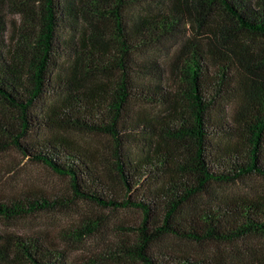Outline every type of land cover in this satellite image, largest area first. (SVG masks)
Returning <instances> with one entry per match:
<instances>
[{"label":"trees","instance_id":"obj_1","mask_svg":"<svg viewBox=\"0 0 264 264\" xmlns=\"http://www.w3.org/2000/svg\"><path fill=\"white\" fill-rule=\"evenodd\" d=\"M150 1L15 0L23 23L11 44L7 5L0 2V106L18 113L16 122L0 116V152L14 147L68 178L76 200L141 215L129 226L134 239L72 262L39 237L0 235V264H264L263 256L154 249L167 238L234 245L264 237V196L216 191L264 179V46L250 53L231 45L239 35L264 42V0H161V13L128 17L132 5ZM215 10L229 24L214 31L208 45L200 35ZM187 25L195 27L194 39L167 61L172 90L142 82L154 65L141 56ZM63 30L70 31L68 39ZM61 60L67 64L55 76ZM44 99L50 103L36 116ZM134 103L166 113L161 121L133 117ZM33 130L48 136L28 142ZM70 133L107 136L114 149L88 147ZM57 205L45 193L22 192L0 198V217ZM85 221L89 234L99 226Z\"/></svg>","mask_w":264,"mask_h":264},{"label":"rangeland","instance_id":"obj_2","mask_svg":"<svg viewBox=\"0 0 264 264\" xmlns=\"http://www.w3.org/2000/svg\"><path fill=\"white\" fill-rule=\"evenodd\" d=\"M4 1L7 8L4 9L5 19L7 22V44L12 43V36L17 34L19 27L23 23L22 15L18 12L17 7L13 4L15 0ZM19 0H16L18 2ZM163 1V0H162ZM172 3L175 0H164ZM254 7V5H253ZM161 0H153L140 5H132L128 10V17L132 20L138 15L158 14L164 10ZM229 21L222 14L214 11V17L208 23L209 26L203 30L200 35L205 44H210L214 38L213 32H219V29ZM196 29L194 26H183L181 31L172 37L164 39L155 45L150 51L141 56L142 60L151 61L154 65L148 76L141 81L145 84L159 86L163 92L172 90L174 75L173 71L167 64L176 56L186 40L194 39ZM63 39L70 36L69 30H63L61 33ZM239 48H248L259 50L264 46V42L259 39H253L245 35H239L235 42ZM55 69V76L59 70H63L65 61H58ZM115 78H107L110 86L113 85ZM50 100H42L35 110L36 116H41L46 111ZM228 114L232 112V104L223 107ZM133 117L138 114H145L150 119L162 120L166 109L161 106H147L140 103H134L132 107ZM5 115L6 119L14 121L17 119V112L7 111L0 106V116ZM2 118V117H0ZM16 122V121H14ZM12 123V122H11ZM14 124V123H13ZM48 136L47 132L33 130L28 138V142H36ZM70 136L91 148L114 149V143L107 136L95 135L89 133H70ZM27 142V141H26ZM216 191L224 196H264V179L253 177L236 184L219 186ZM22 192H42L51 197L58 199L57 209L50 212H38L23 217L7 219L0 217V235L7 238L13 235H32L45 241L52 242L55 247L64 251L65 257L69 262L82 260L86 257H92L110 250V246L115 248L120 240H132L135 235L131 233L129 226H132L141 220V215L135 210H109L101 209L87 202L76 200L73 197L69 179L62 177L41 163L31 161L21 154L14 147L0 152V198L8 199L12 195H18ZM85 219H91L94 223L98 220L99 226L89 234L82 226ZM86 222V221H85ZM154 249L167 250L177 254H189L193 256H210V255H243L245 257H264V237L255 236L245 239L234 245H218L212 243L198 244L195 242L183 241L175 238H167L157 244Z\"/></svg>","mask_w":264,"mask_h":264}]
</instances>
